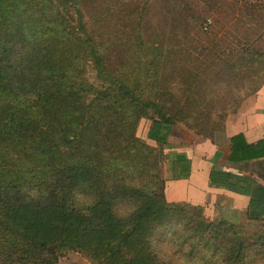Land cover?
<instances>
[{"label":"trees","instance_id":"obj_1","mask_svg":"<svg viewBox=\"0 0 264 264\" xmlns=\"http://www.w3.org/2000/svg\"><path fill=\"white\" fill-rule=\"evenodd\" d=\"M91 1L0 0V264H54L65 249L97 264H165L151 237L177 219L191 232L192 253L200 247L216 264H243L264 245V233L256 238L243 223L209 220L199 206L169 203L164 180L148 191L138 175L149 176L164 161L171 125L207 137L223 126L203 133L184 124L191 96L172 88L173 80L188 89L207 76L218 82L225 76V90L212 95L233 111L261 87L264 50L253 45L264 35V19L251 9L233 18L252 26L220 32L210 15L184 7L186 20L163 35L143 36V19L127 13L130 26L113 41L109 8L97 2L90 11ZM141 118L150 120L147 138L155 147L136 136ZM240 178L217 169L209 174L211 185L231 190ZM243 181L255 208L264 188ZM83 186L92 197L78 205L74 193ZM118 199L136 206L118 216ZM249 218L264 223L259 214Z\"/></svg>","mask_w":264,"mask_h":264},{"label":"rangeland","instance_id":"obj_2","mask_svg":"<svg viewBox=\"0 0 264 264\" xmlns=\"http://www.w3.org/2000/svg\"><path fill=\"white\" fill-rule=\"evenodd\" d=\"M97 2L104 3L105 9L109 8V11L104 12V15L108 17L105 24L108 28V37L113 41L123 34V29L129 28L127 13H134L143 19L144 22L138 24L143 36L153 34L154 36H160L167 33L173 24L184 17L186 12L183 10L184 7L190 10L191 15H210L214 20L211 24L212 28L220 32L226 28L240 29L243 26H252L253 24L236 22L233 18L244 19L246 13L251 12V9L255 10V15L264 19V0H92L88 9L92 11L96 8ZM193 19L194 17L190 18L189 24ZM182 20L186 19H181V22H183ZM163 26L166 27L163 28ZM103 29L106 31L104 27ZM263 37L264 35L261 38ZM257 42L253 45V48L264 50L257 46ZM211 74L216 75L215 73ZM173 81H175V84H171L172 88L177 90L186 89L189 96H191L184 105L185 115H187L184 124L202 130L203 133H211L214 129L219 128L223 124L224 118L233 111L228 107L225 108V101L221 104L218 97L212 95L215 93L221 94L225 90V76L222 82L207 76L205 84L192 82L188 89L182 82ZM242 89L239 87V93L243 95L245 90ZM222 116L224 118L221 119ZM149 126L150 120L141 118L136 128V136L144 140L146 144L155 147V144H151L144 138ZM113 170H116V168L114 167ZM243 170L258 179L264 180V163H253ZM165 171L164 161L161 160L160 163H156L154 170L147 171L149 176L138 175L142 178L138 180L139 186L143 190L151 191L153 186L164 180ZM30 195L34 197L35 192L32 191ZM74 195L75 202L78 205H85L90 202L92 192L88 187L83 186L78 188ZM135 206L136 204L132 200L118 199L113 202V211L118 216H125ZM187 211L195 213L197 209L190 208ZM241 225L244 228V233L253 234L256 238L264 233L263 222L246 221ZM189 233L191 232L182 219L162 225L155 230L151 237L152 249L165 264H216L214 259L210 258L211 252L207 249L198 247L192 253L188 248V244L190 241V245H194V242L188 239ZM184 239H186V243L183 242ZM54 264H97V262L76 250L65 249L58 255ZM243 264H264V245L252 248L249 257Z\"/></svg>","mask_w":264,"mask_h":264},{"label":"crops","instance_id":"obj_3","mask_svg":"<svg viewBox=\"0 0 264 264\" xmlns=\"http://www.w3.org/2000/svg\"><path fill=\"white\" fill-rule=\"evenodd\" d=\"M256 44L264 49V37ZM147 132L144 138L156 144L147 138ZM163 153L166 167L163 192L167 202L199 206L207 219L232 224L245 223L255 214L264 218L262 189L254 191L262 194L255 208L253 196L251 206V194L243 191L244 177L264 188L263 179L243 170L253 163H264V82L226 116L222 128L210 137L180 123L171 125ZM212 169L241 176L236 182L238 189L211 185Z\"/></svg>","mask_w":264,"mask_h":264}]
</instances>
